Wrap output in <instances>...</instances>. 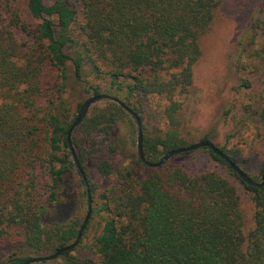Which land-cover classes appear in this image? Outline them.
<instances>
[{
    "label": "trees",
    "instance_id": "trees-1",
    "mask_svg": "<svg viewBox=\"0 0 264 264\" xmlns=\"http://www.w3.org/2000/svg\"><path fill=\"white\" fill-rule=\"evenodd\" d=\"M11 1L0 0V245L16 251L0 264H26L76 241L84 220H60L73 207L67 192L75 207L76 199L96 204L100 264H264V187L245 183L210 149L160 168L139 158L149 170L144 176L116 168L109 154L117 126L133 117L109 100L93 106L72 135L87 182L68 140L88 100L71 104L70 84L103 94L101 86L85 88L87 66L142 122L152 100H167L164 128L144 135L148 162L195 144L182 132L181 99L194 87L201 40L225 0H24L26 16ZM258 55L264 61V44ZM257 113L264 124V96ZM90 170L115 179L100 189ZM263 173L264 166L258 176L247 174L261 183ZM79 245L48 264H92L75 253Z\"/></svg>",
    "mask_w": 264,
    "mask_h": 264
},
{
    "label": "rangeland",
    "instance_id": "rangeland-1",
    "mask_svg": "<svg viewBox=\"0 0 264 264\" xmlns=\"http://www.w3.org/2000/svg\"><path fill=\"white\" fill-rule=\"evenodd\" d=\"M10 7L26 16L24 0H12ZM263 22L264 0H225L217 11L213 28L201 40V57L194 69V87L186 98L181 99L185 120L182 132L190 142L198 143L207 137L218 146H225L236 156L237 165L251 176H258L264 166V124L257 115L264 96V61L258 55L264 44ZM18 39L25 40L20 34ZM68 52L72 54L71 49ZM84 82L87 85L85 88L101 86L103 94L117 96L116 91L91 74L87 66ZM247 82L250 87L245 86ZM92 96L93 91L88 95L83 86L74 82L66 94L73 105ZM166 105L165 98L152 100L148 108L151 116L142 122L144 135H155L164 128L160 114ZM114 145L115 153L109 155L116 168L129 169L138 176L148 173L147 166L139 162L138 126L134 118L119 123ZM89 173L100 189L109 187L115 179V176L98 177L93 170ZM72 184L77 189L74 181ZM65 198L72 201L73 207L61 214V222L66 223L78 216L85 220L89 210L87 198L83 205L76 199V207L75 199L69 192ZM92 205L96 204L92 202ZM243 206L251 228V200L246 199ZM99 230L100 219L92 214L87 234L75 252L90 259L92 264H100L94 247ZM15 251V247L0 245V261L7 260ZM42 263L49 262L35 264Z\"/></svg>",
    "mask_w": 264,
    "mask_h": 264
},
{
    "label": "water",
    "instance_id": "water-1",
    "mask_svg": "<svg viewBox=\"0 0 264 264\" xmlns=\"http://www.w3.org/2000/svg\"><path fill=\"white\" fill-rule=\"evenodd\" d=\"M104 100H109L112 102H115L117 104H119L120 106H122L124 108V110L126 112H128L129 114H131V116L136 120L137 122V126H138V154H139V158L141 159V161L146 164L147 166L151 167V168H160L163 164H165L167 161H169L171 158L180 155V154H184V153H189V152H193L202 148H207L210 149L211 151H213L216 155H218L219 157H221L223 160H225L229 166L231 167V169L239 175V177L247 184L254 186V187H264V173L262 175V182L258 183V182H254L251 177L244 172L236 163H234L230 157L225 154L224 152H222L216 145L214 142H212L211 140H204L198 143H195L189 147L186 148H181L179 150H174L171 151L169 153H167L165 156H163L160 161L158 163H150L146 160L145 155H144V148H143V141H144V134H143V127H142V121L140 119V117L138 116V114L133 111L131 108H129L128 106H126L119 98L115 97V96H111L108 94H100V95H94L92 97H90L85 104L82 106L80 113L76 119V121L74 122L72 128L70 129V132L68 134V140H69V144H70V150L72 152V156H73V160L77 166V169L79 170V172L82 174L84 180L87 182V176L84 173L81 164L78 160L76 151L74 149V146L72 145V135L74 133V131L82 124V122L84 121V119L87 117V115L90 112V109L92 108V106H94L95 104H97L98 102L104 101ZM92 216V201L91 199H89V210L87 213V216L84 220V224L82 226V228L80 229L78 238L76 239L75 242H73L72 244L64 247L62 250L50 255V256H44V257H38V258H33L29 261L26 262V264H35L38 262H50L53 260L58 259L63 253L66 252H70L73 251L80 243L82 236H83V232L86 230L89 220Z\"/></svg>",
    "mask_w": 264,
    "mask_h": 264
}]
</instances>
